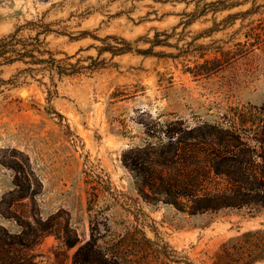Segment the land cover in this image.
<instances>
[{
	"label": "rangeland",
	"instance_id": "obj_1",
	"mask_svg": "<svg viewBox=\"0 0 264 264\" xmlns=\"http://www.w3.org/2000/svg\"><path fill=\"white\" fill-rule=\"evenodd\" d=\"M212 1L0 0V37L21 25L25 35L41 31L44 47L77 70L39 69L12 83L25 65L0 66V264H74L92 239L106 257H122L142 232L181 264H213L223 242L264 228L260 206L189 215L146 203L122 163L146 127L238 126L244 105L264 103L261 50L221 52L246 39L240 18L228 29L222 19L251 3L213 12ZM15 175L24 196L13 192ZM16 234L24 245L11 244ZM128 264L177 263L152 253Z\"/></svg>",
	"mask_w": 264,
	"mask_h": 264
},
{
	"label": "trees",
	"instance_id": "obj_2",
	"mask_svg": "<svg viewBox=\"0 0 264 264\" xmlns=\"http://www.w3.org/2000/svg\"><path fill=\"white\" fill-rule=\"evenodd\" d=\"M249 2L250 7L230 11L222 19L220 29H228L238 18L241 27L246 29V39L234 43L235 51L222 49L226 59L243 56L254 48L264 55V16L253 18L263 12L260 9L264 8V3L216 0L206 4V7H212L208 10L217 12ZM27 23L31 24V21ZM24 28L18 26L0 37V66L25 65L13 75L12 83L39 69L50 70L58 77L77 72L67 61L69 56L55 58L53 52L44 47L39 39L41 31L33 37L25 35ZM49 30L44 29L45 32ZM65 61L72 66L61 64ZM47 91L49 97L55 93L50 88ZM238 115V126L231 121L222 127H146L143 144L129 147L122 154V163L131 174L139 197L149 204L171 205L176 211L189 215L218 213L229 208L264 207V103L244 105ZM14 186L13 192H18V197L24 196L23 191L20 192L22 184L18 175L14 177ZM40 230L43 232L47 227L41 223ZM142 234V243H134L133 237L128 239L130 249L126 248L127 253L122 257L116 252L106 257L92 239L75 251L74 264L78 261L80 264H128L133 256L145 259L152 253L163 256L168 263H182L180 257L171 256L169 246L162 239L159 244L146 237L144 232ZM13 239L11 244H25L18 234ZM66 241L71 243L69 238ZM3 242L6 243L5 239ZM260 260H264V228L247 230L223 242L214 255L213 264H253ZM10 264L37 263L21 259Z\"/></svg>",
	"mask_w": 264,
	"mask_h": 264
},
{
	"label": "water",
	"instance_id": "obj_3",
	"mask_svg": "<svg viewBox=\"0 0 264 264\" xmlns=\"http://www.w3.org/2000/svg\"><path fill=\"white\" fill-rule=\"evenodd\" d=\"M24 91H25V89H22V90H21L22 95H24V94H23Z\"/></svg>",
	"mask_w": 264,
	"mask_h": 264
},
{
	"label": "bare ground",
	"instance_id": "obj_4",
	"mask_svg": "<svg viewBox=\"0 0 264 264\" xmlns=\"http://www.w3.org/2000/svg\"><path fill=\"white\" fill-rule=\"evenodd\" d=\"M27 93V91L25 90L24 92H23V94L25 95Z\"/></svg>",
	"mask_w": 264,
	"mask_h": 264
}]
</instances>
